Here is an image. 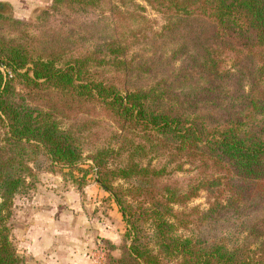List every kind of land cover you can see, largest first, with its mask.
I'll list each match as a JSON object with an SVG mask.
<instances>
[{
	"label": "trees",
	"instance_id": "16d2710c",
	"mask_svg": "<svg viewBox=\"0 0 264 264\" xmlns=\"http://www.w3.org/2000/svg\"><path fill=\"white\" fill-rule=\"evenodd\" d=\"M100 1L53 0V4L85 13ZM142 1L164 15L170 29L182 28L188 34L193 74L204 87L184 93L181 108L204 96L220 113L201 116L186 109L174 113V97L166 98L171 85L131 87L126 75L119 86L109 79H94L88 65L98 68L104 63L98 51L57 68L52 57H29L23 47L0 39V264H20L7 219L13 198L27 185L29 162L41 150L56 165H77L82 149L57 117H68L74 107L87 115L97 105L113 123L115 139L90 160L97 169L96 182L122 215L129 241L120 258L107 255L104 264H264V0ZM109 3V13L117 21L118 3ZM126 33L132 34L131 28ZM122 39L124 32L113 36L115 49L105 52L121 65ZM229 61L234 62L232 67ZM28 64L32 79L17 73ZM15 74L29 83L43 81L65 91L68 106L57 109L50 103L36 109L24 98L17 99L12 86ZM183 80L185 74L179 77ZM217 97L225 101L222 107L215 104ZM164 101L169 102L167 108ZM122 156L125 164L112 168L114 159ZM150 156L165 157L169 164L184 160L199 178L186 190L171 186L163 182L168 177L165 167L156 169L151 160L142 165ZM115 179L129 181V188L113 187ZM200 190L211 201L199 219L213 227L220 219L228 222L233 217L236 228L245 232L242 240L179 231L182 219L172 206L184 204Z\"/></svg>",
	"mask_w": 264,
	"mask_h": 264
},
{
	"label": "rangeland",
	"instance_id": "374dc122",
	"mask_svg": "<svg viewBox=\"0 0 264 264\" xmlns=\"http://www.w3.org/2000/svg\"><path fill=\"white\" fill-rule=\"evenodd\" d=\"M114 1L119 6L117 21H113L109 13V0H101L96 8L85 13L54 5L53 0H0V39L23 47L29 57H52L57 68L98 51L104 63L98 68L88 65L94 79H109L119 86L126 75L131 87L160 84L166 89L171 85L173 89L166 93V98L174 97L177 103L174 113L180 114L185 109L187 113L201 116L220 113L204 96L196 104H182L181 108L184 93H192L194 89L198 92L204 87L203 80L193 74L196 71L192 65L194 55L187 32L182 28L170 29L165 16L142 0ZM129 28L132 34L126 33ZM123 32L126 39L120 41L121 65L112 62L114 55L107 56L105 52L115 49L111 39ZM182 46L185 49L180 51ZM232 65L234 62L229 61L228 66ZM31 69L32 65L28 64L17 73L27 74L32 79ZM177 74V78L167 79ZM183 74L187 80L179 81ZM26 79L15 74L12 80L17 99L24 98L36 109H45L50 103L57 109L68 106L69 95L65 91L43 81L32 84ZM224 102L217 97L215 104L222 107ZM163 104L167 108L169 102ZM80 111L74 107L67 113L68 117L58 116L57 119L62 127L72 131L82 149V160L65 168L54 164L41 150L37 151L28 165L30 175L26 187L12 200L7 226L20 264H104L107 255L118 259L129 245L122 215L111 195L96 182L97 169L90 160L93 154L114 144L115 127L98 105L87 115ZM147 160H151L150 165L156 169L165 167L168 177L163 182L178 189L186 190L199 178L195 169L184 160L178 161L179 158L169 164L165 157L150 156L142 161L143 166ZM124 164L125 156H122L114 159L112 168ZM129 184L122 179L111 183L123 190L128 189ZM209 198L208 193L200 190L184 204L172 206L173 212L182 219L179 231L190 236L197 233L202 238L222 236L229 241L242 240L245 232L236 228L233 217L228 222L220 219L213 227L208 220L199 219L208 208ZM35 223L44 227L34 226Z\"/></svg>",
	"mask_w": 264,
	"mask_h": 264
},
{
	"label": "crops",
	"instance_id": "0c3cea01",
	"mask_svg": "<svg viewBox=\"0 0 264 264\" xmlns=\"http://www.w3.org/2000/svg\"><path fill=\"white\" fill-rule=\"evenodd\" d=\"M37 218L39 217V216H37V215H35ZM34 226H38L39 228L40 227H44V226H42L41 224H38V223H35V225ZM35 243V241L32 243V244H34ZM37 247V245H34V248H36Z\"/></svg>",
	"mask_w": 264,
	"mask_h": 264
}]
</instances>
